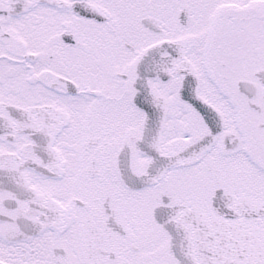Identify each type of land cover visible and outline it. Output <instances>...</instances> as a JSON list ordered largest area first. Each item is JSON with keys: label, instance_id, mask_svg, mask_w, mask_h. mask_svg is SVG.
Instances as JSON below:
<instances>
[{"label": "snow or ice", "instance_id": "1", "mask_svg": "<svg viewBox=\"0 0 264 264\" xmlns=\"http://www.w3.org/2000/svg\"><path fill=\"white\" fill-rule=\"evenodd\" d=\"M0 264H264V0H0Z\"/></svg>", "mask_w": 264, "mask_h": 264}]
</instances>
